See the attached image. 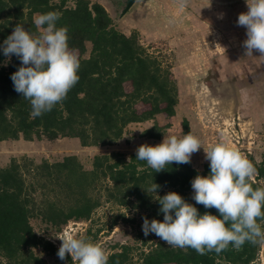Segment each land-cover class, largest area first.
I'll return each mask as SVG.
<instances>
[{"label":"trees","instance_id":"1","mask_svg":"<svg viewBox=\"0 0 264 264\" xmlns=\"http://www.w3.org/2000/svg\"><path fill=\"white\" fill-rule=\"evenodd\" d=\"M53 11L60 14L57 26L68 29L69 48L80 60V78L62 103L32 118L30 102L15 91L11 80L21 61L15 55L8 60L2 45L17 25L38 33L34 18ZM178 92L170 70L141 46L135 33L127 35L118 30L100 2L74 0L70 6L68 0H0V141L69 137L82 147L113 146L124 138L130 124L149 120H154L153 126L141 135L157 140L171 126ZM158 116H163L166 123L161 124ZM183 124L187 130V121ZM248 158L257 169L253 188H264V161L258 163L250 155ZM25 159L28 161L21 163L14 157L0 166V256L6 264L45 263L35 253L37 248L58 253L59 246L40 236L31 218L41 216L58 228L72 219L89 220L102 203V196L92 193L105 181L107 201L142 210L149 221L163 220L154 197L169 191L178 192L201 215L206 211L219 215L215 208L206 209L193 199L191 181L197 174L210 173L208 161L201 168L192 162L173 163L157 173L136 159V151L96 153L91 168H85L77 154L55 161ZM154 183L160 186L157 193L146 192ZM38 188L45 198L40 202L34 196ZM51 194H57L56 198ZM119 217L133 222L124 214ZM261 246L245 243L239 250L229 246L219 254L213 251L199 255L192 248H173L160 241L133 262L130 247L117 243L108 264H255ZM66 258L67 264H74L70 254Z\"/></svg>","mask_w":264,"mask_h":264},{"label":"rangeland","instance_id":"2","mask_svg":"<svg viewBox=\"0 0 264 264\" xmlns=\"http://www.w3.org/2000/svg\"><path fill=\"white\" fill-rule=\"evenodd\" d=\"M91 1L100 2L106 8L118 30L127 35L135 33L141 46L157 57L162 66L172 73L179 91L175 118L172 117V128L169 127L175 133L168 135L165 131L163 138L157 140L142 137L141 133L154 124V120H149L130 124L124 138L113 146L82 147L80 142L69 137L54 141L26 140L23 137L17 140H3L0 141V166L9 164L14 157L22 163L28 161L25 158L55 161L69 154H77L85 168H91V161L96 153L111 150L135 152L142 144L156 145L170 135L183 137L186 135L183 122L188 120L192 130L195 127L193 119L202 129H199L201 135H193L200 140L204 137L207 144L203 145L206 148L217 143H226L236 149L227 134L222 137L210 124L214 115L211 111L217 107L224 112L236 110L240 114L243 120L241 128L247 134L245 151H250V156H253L256 162L264 161V69L254 63L249 69L255 73L245 77L247 71L243 66L242 42L246 39V29L236 23L238 15L247 11L245 0L228 5L218 3L226 0H188L183 10L180 9L179 0H139L123 17L119 16V10L116 8L117 0ZM73 3L74 0H68L70 6ZM254 59H257L260 65L264 61V57L259 54ZM230 94L244 96L242 100H238L231 98L234 96ZM257 95L259 99L256 98ZM212 98L220 100L215 107ZM157 120L161 124L166 123L163 116H158ZM199 152L202 157L205 156L203 148L194 153L191 161L195 165L200 162ZM106 184L107 181L97 185L92 193L93 196H102V203L94 210L89 220L72 219L67 225L58 228L45 222L41 216H35L31 218V222L36 232L53 240L59 247L62 241L56 236L65 232L102 245L108 254L117 243L127 245L131 249L133 262L140 259L143 251L157 242H164L154 234L142 235V210L107 201ZM56 195L51 194L50 197L54 199ZM34 196L38 202L44 198L40 188ZM121 214L131 218L133 222H126L119 217ZM262 247L263 243L255 264H264ZM35 253L45 260L42 264L68 263L67 258L61 260L57 253L49 254L41 248L35 249ZM6 262L7 260L0 256V264Z\"/></svg>","mask_w":264,"mask_h":264},{"label":"clouds","instance_id":"3","mask_svg":"<svg viewBox=\"0 0 264 264\" xmlns=\"http://www.w3.org/2000/svg\"><path fill=\"white\" fill-rule=\"evenodd\" d=\"M245 2L247 11L241 12L236 21L237 26L246 29L244 56H253L255 51L264 57V0ZM187 3L188 0H179L180 9ZM59 19L60 14L54 11L39 14L33 21L38 33L17 25L2 45L8 60L15 55L21 61L11 80L15 91L30 102L32 118L62 103L80 78L79 57L69 48L67 27L57 26ZM201 148L210 164V173L197 174L191 181L193 199L206 209L215 208L219 215L207 211L201 215L178 192L169 191L154 197L160 204L163 220L149 221L145 217L144 235L154 234L173 248H192L199 255L213 251L219 254L229 246L239 250L245 243H264V188H253L257 169L240 151L226 143L206 148L189 133L164 137L156 145L142 144L136 149V159L158 173L173 163H190L192 155ZM159 187L154 183L146 192L157 193ZM56 238L62 241L57 253L61 260L70 254L74 264H108L109 254L102 245L69 232Z\"/></svg>","mask_w":264,"mask_h":264},{"label":"built area","instance_id":"4","mask_svg":"<svg viewBox=\"0 0 264 264\" xmlns=\"http://www.w3.org/2000/svg\"><path fill=\"white\" fill-rule=\"evenodd\" d=\"M212 99L213 101L211 99L210 100L214 103L213 106L215 107L220 100L215 98ZM208 113L209 112H207V114ZM211 113H213L214 115L211 117L213 121H211L210 124L217 129L220 135L223 137V135L225 136V134H227V136H229V138L232 140L235 148L239 149L238 151H240L246 157H248V155H251L250 151H245L244 145L246 144L245 138L247 134L241 128L243 120L240 114H238L236 110L224 112L219 107L213 109Z\"/></svg>","mask_w":264,"mask_h":264},{"label":"crops","instance_id":"5","mask_svg":"<svg viewBox=\"0 0 264 264\" xmlns=\"http://www.w3.org/2000/svg\"><path fill=\"white\" fill-rule=\"evenodd\" d=\"M243 52H244V50H242ZM258 54L259 53H257V52H255L254 51V53H253V56H244L242 59L244 60V62H243V66H245L246 68H249V67H252V65H254V63L258 66V65H260L259 64V62H258V60L257 59H254L255 58V56H258ZM252 60H254V62H252ZM263 63H264V61H263ZM231 95V94H230ZM229 95V96H230ZM231 96H234V97H231V98H236V99H238V100H242V98H243V96H244V94H232ZM257 99H259L260 97L257 95V97H256ZM175 118V116L173 117V119ZM172 120V119H171ZM187 121V126H188V128H187V130H186V127L184 128V131H185V134H189V133H191L192 135H193V133L194 134H197L198 133V135H201L200 134V130H202L201 129V125L199 124V123H197L196 121H195V119H193V121H194V125H195V127L194 128H192V130L190 129V127H189V125H190V122L188 121V120H186ZM191 122H192V120H191ZM133 124H135V123H133ZM132 125V124H131ZM183 125V127H184V124H182ZM130 126V125H129ZM129 126H128V128H129ZM171 128H172V126H171ZM171 128H169V129H167L166 130V132H167V134L169 135V134H173V133H175V132H172L171 131ZM200 129V130H199ZM163 137H161V139H162ZM202 139V143L204 144V145H206L207 143H206V140H204V137H201ZM204 140V141H203ZM218 144V143H217ZM204 150V149H203ZM201 152H199V156H200V158H199V164H197V165H195L192 161V163L196 166V167H199V168H201L202 166H203V164H204V162H207V160H205V156L204 157H202L201 155Z\"/></svg>","mask_w":264,"mask_h":264},{"label":"flooded vegetation","instance_id":"6","mask_svg":"<svg viewBox=\"0 0 264 264\" xmlns=\"http://www.w3.org/2000/svg\"><path fill=\"white\" fill-rule=\"evenodd\" d=\"M138 1L139 0H135L133 3L132 0H117L116 8H118V10H119V16L123 17L126 13H128L133 8V6ZM259 67H261L260 69H264L263 61H262V64L259 65ZM249 68H251V67H249ZM249 68H246L247 73H245V77H248V76L252 75L253 73H255L254 70H250Z\"/></svg>","mask_w":264,"mask_h":264},{"label":"water","instance_id":"7","mask_svg":"<svg viewBox=\"0 0 264 264\" xmlns=\"http://www.w3.org/2000/svg\"><path fill=\"white\" fill-rule=\"evenodd\" d=\"M134 1H135V0H132L133 3H134ZM237 1H239V0H226V1H219L218 3H219V4H226V5H228V4L235 3V2H237Z\"/></svg>","mask_w":264,"mask_h":264},{"label":"bare ground","instance_id":"8","mask_svg":"<svg viewBox=\"0 0 264 264\" xmlns=\"http://www.w3.org/2000/svg\"><path fill=\"white\" fill-rule=\"evenodd\" d=\"M261 255H262L263 259H264V243H263V247H262Z\"/></svg>","mask_w":264,"mask_h":264}]
</instances>
